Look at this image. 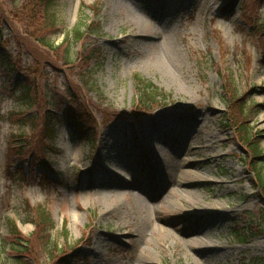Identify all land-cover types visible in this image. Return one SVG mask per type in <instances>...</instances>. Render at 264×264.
Returning a JSON list of instances; mask_svg holds the SVG:
<instances>
[{"label": "rangeland", "instance_id": "1", "mask_svg": "<svg viewBox=\"0 0 264 264\" xmlns=\"http://www.w3.org/2000/svg\"><path fill=\"white\" fill-rule=\"evenodd\" d=\"M19 1L0 0V10H9ZM159 1L153 0L151 6H165L166 13L160 16L139 0L54 1L58 20L51 40L55 44L90 19L99 28L85 39L94 50L91 62L80 60L69 72L75 94L67 86L66 74L44 53V75L36 82L27 74L35 54L21 49L18 55V36L0 18V264H20L16 258L29 264H54L59 257L65 259L59 264H214L184 241L195 235V218L186 213L187 206L175 190L174 173L169 176L172 185L158 195H140L127 184L166 163L155 158L151 146L144 150L152 165L140 166L137 145L143 136L151 137L144 130L146 121L162 111L189 114L198 109L204 110L199 120L206 124L197 133L199 153L194 154L190 145L181 146L173 162L198 156L209 166L211 181L194 188L201 204L206 193L212 195V203L230 200L242 207L227 227L212 235L224 249L233 251L226 262L216 264H264V220L259 215L264 200L244 161L246 151L227 123L225 91V76L230 74L250 109L247 122L264 149V31L259 27L264 0H184L183 6L182 0L163 5ZM175 2L178 7L172 8ZM71 42L75 57L81 45ZM8 54L21 66L18 73L3 68L1 61ZM168 68L175 71L177 82ZM137 78L151 82L164 95L156 97L143 114L133 111ZM25 80L39 96L49 94L59 118L55 147L47 160L30 152L17 156L12 142L23 131L15 121L21 108L12 94H18ZM213 130L225 143L214 144L218 152L214 156L208 155L207 146ZM260 160L264 173V155ZM102 170L120 176L124 184L112 176L104 186L93 184ZM224 178L234 191L227 196L221 183L218 197L216 182ZM38 205L51 214L47 233L35 225ZM13 222L20 233H15ZM234 232L242 242L233 238ZM27 240L29 253L10 248L13 242Z\"/></svg>", "mask_w": 264, "mask_h": 264}, {"label": "trees", "instance_id": "2", "mask_svg": "<svg viewBox=\"0 0 264 264\" xmlns=\"http://www.w3.org/2000/svg\"><path fill=\"white\" fill-rule=\"evenodd\" d=\"M55 0H20L18 5L13 6L11 9L1 8L0 18L11 24L18 36V55H20L21 49H26L29 53L35 54L34 61L30 62V67L25 69L27 74L33 75L36 82L46 72L42 63V53L47 57V61L53 62L61 72L66 74V80L69 83L70 91L75 90L72 88L74 80L70 78L69 72L75 69V65L81 61L87 63L91 62L94 56V50L91 48L92 44L85 42V39H90L97 33L99 28L94 20L90 19L83 24H80L76 28L70 31L59 44H55L51 40V30L57 27V16L54 11ZM260 29L264 31V13L260 20ZM80 42V48H78L77 55L74 57L72 51L73 45L71 41ZM39 53V54H38ZM3 54V53H2ZM1 54V55H2ZM6 59L1 61L3 68L8 72L18 73L22 68L12 62L11 55L5 56ZM3 58V55H2ZM50 59V60H48ZM54 59V60H53ZM59 61V62H57ZM79 66V65H78ZM21 87L17 90L18 94L13 92L16 102L20 106V110H16L17 118L16 122L18 127L23 129L16 137L13 135L8 137V140L14 137L12 142H15L16 154L19 157L25 155V153H34L37 157L47 160V156L54 150L59 132V118L51 107V98L48 95L43 97L37 94L33 85L29 84L25 80ZM137 97L134 103V113H142L144 108L154 104L156 97H163V92L153 85L151 82L144 81L141 78H137ZM226 94H227V114L226 119L228 125L234 130L235 137L240 145L243 146L246 151L244 161L247 163L250 173H254L255 186H257L261 192V197L264 200V173L263 166L258 165L261 161L260 158L264 155V149L261 146L259 138H257V131L253 130V126L248 124L250 117V109L243 101L241 94H238V89L235 84V79L231 78L230 74L225 76ZM82 87V84H79ZM21 114V115H20ZM143 114V113H142ZM141 114V115H142ZM116 116H126V113L115 112ZM74 113L71 112L70 118L72 123L75 120ZM25 129H28L26 132ZM32 132V134L29 132ZM45 155V156H44ZM35 207V215L38 221L35 225L38 229L45 232L48 226H51V214L46 210L39 207ZM42 209V210H41ZM260 218L264 220V208L259 212ZM43 216H42V215ZM41 216V217H40ZM41 218V219H39ZM35 220V218H34ZM13 229L15 233H20L19 227L16 222H13ZM47 233V231H46ZM45 234H41L39 237L43 241ZM38 238V235H37ZM233 238L242 242L243 238L239 233L234 232ZM49 240V239H48ZM47 240V241H48ZM31 242L26 241L18 244L13 242L10 244L15 252H26L29 250ZM43 245H46L44 240ZM27 246V248H26ZM47 246V245H46ZM20 264H29L24 259H15ZM64 257L55 260L54 264H59L64 261Z\"/></svg>", "mask_w": 264, "mask_h": 264}, {"label": "bare ground", "instance_id": "3", "mask_svg": "<svg viewBox=\"0 0 264 264\" xmlns=\"http://www.w3.org/2000/svg\"><path fill=\"white\" fill-rule=\"evenodd\" d=\"M145 7V9L150 10L152 14H156L157 16L162 13H166L164 10L165 6L158 7L155 9L152 5L153 0H139ZM178 1V0H177ZM184 0L180 1L183 2ZM168 0H160L159 5L166 4ZM186 2L180 3L183 6ZM179 4V6H180ZM173 7H178L176 2L173 4ZM169 69V74L172 79H177V75L175 71L171 68ZM177 82V81H176ZM179 86H182L181 84ZM169 111H162L150 120L146 121L144 130L146 129V133L151 136L149 138L146 136L142 137L141 143L137 145V149L139 150V154L142 156L141 165L146 164L148 166L152 165L153 160L150 155L147 154L145 148L153 146V154H155V158L162 160L164 163V167L158 170H154V167H151L150 170L146 172H142L139 176L138 182L135 183H127L132 188H135L140 192V195H147L148 197L153 192L154 195L161 194L166 191L168 187L174 183L176 186V192L179 195L180 200L184 201L187 208L186 213L188 215L194 216V229L195 235L188 237L185 241L186 245L198 253L205 255L207 258L213 260L214 264L219 261L226 262L229 256L233 253V251H227L219 245L213 238V233H218L222 229L228 226V222L234 220L236 217V211L242 210V207L238 203H234L229 200L224 204H219L217 202H211L212 195L203 194L201 197L202 201L205 204L200 203L199 195L194 188L200 187L203 181L211 179L209 178V166L204 165V160L198 158V156H192L186 158L183 161H177L174 163L173 155L176 156L181 152V146L190 145L189 147L194 154H198V149L201 147L200 139L197 137V133L201 128H204L206 124L199 120V116L205 114L203 109H198L193 113L185 114L179 113L175 110V112L166 113ZM174 120V121H173ZM223 128V127H222ZM169 131V132H168ZM168 133V134H166ZM217 132L210 131L208 133V155L213 154L216 155L218 152L215 150V143L220 142V145H225L224 141H222L221 137L218 136ZM152 142L150 145L149 141ZM145 149V150H144ZM159 157V158H158ZM215 167V166H214ZM141 169V168H140ZM213 169V167H212ZM214 170V169H213ZM205 172L209 175H202L201 173ZM101 174L95 177V181L93 184H97L98 187L104 186L105 179L109 176L117 177L119 180L120 176H116L115 174H110L106 170H102ZM116 173V172H115ZM138 173V172H137ZM136 173V175H137ZM174 173L175 177L173 182L171 183V178H169L170 174ZM139 174V173H138ZM117 175H122V173L117 172ZM124 184V182H122ZM217 183V196L220 197L222 195L219 192L220 187H222L221 183H223L226 190L224 193L228 196V194L234 191L227 183V179H223V182ZM127 185V186H129ZM209 187H206V190L210 192Z\"/></svg>", "mask_w": 264, "mask_h": 264}]
</instances>
